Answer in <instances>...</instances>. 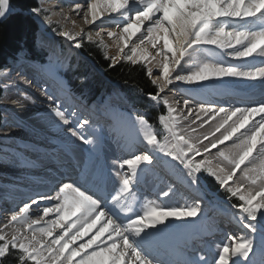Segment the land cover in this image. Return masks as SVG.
<instances>
[{"label":"snow or ice","instance_id":"6c2138e0","mask_svg":"<svg viewBox=\"0 0 264 264\" xmlns=\"http://www.w3.org/2000/svg\"><path fill=\"white\" fill-rule=\"evenodd\" d=\"M84 2L85 23L103 30L104 20L108 19L119 29L106 32L118 48L116 55L106 56L111 61L109 67L127 61L133 66L145 65L147 74L154 77L151 82L156 91L148 92L146 97L149 102L162 101L166 109V114L161 112L156 118L163 133L154 130L146 114L98 108L97 115L119 135L117 142L127 157L113 159L110 169L102 166L94 177H82V183L60 181L54 196L38 193L36 198H29L31 204L24 202L18 211L11 209L10 219L0 227V264H264V162L258 170L247 167L255 156H264V99L233 107L201 104L197 120L200 114L207 117L204 123L218 119L215 133H220L218 137L211 133L202 138L182 130L181 117L167 99H162L165 89L174 87V82L200 88L206 82L264 85V0ZM82 10V3L74 4V12ZM11 11V0H0V19ZM28 12L51 26L48 9L36 5ZM52 30L71 48L84 47L82 31H65L62 27ZM87 40L98 41L101 48H106L101 31L95 33V40L91 35ZM145 43L156 51L155 56L141 47ZM202 53L205 55L200 59ZM225 55L236 62L229 63ZM189 61L192 63L185 72ZM49 99L55 101L54 106L50 105L49 118L54 114L69 126L64 133L52 120L67 143H74L75 138L89 146V154L101 149L104 126L98 120L70 119L58 99L50 94ZM184 104L189 105V100L185 99ZM187 110L192 112L190 107ZM234 138L239 142L230 148L218 147ZM212 150H216L215 156ZM155 165L166 166L168 177L196 193L194 202L181 206L161 201L141 206L136 190ZM238 170L240 181L235 179ZM212 185L224 193L216 207L239 234L229 235L228 242L220 244L209 260L195 246L198 232L189 239L184 229L204 215L205 199L209 204L215 200ZM162 196L169 197L170 192L163 191ZM42 201L51 206H43L39 220L30 219L31 207L39 209ZM49 216L55 219L45 220ZM98 222L103 226L89 236ZM56 229L60 232L54 234ZM28 232L34 233L31 238Z\"/></svg>","mask_w":264,"mask_h":264},{"label":"bare ground","instance_id":"6f19581e","mask_svg":"<svg viewBox=\"0 0 264 264\" xmlns=\"http://www.w3.org/2000/svg\"><path fill=\"white\" fill-rule=\"evenodd\" d=\"M58 1L59 0H52V4L56 5ZM71 1L80 2L82 3V9H87L84 0ZM87 2H92V0H87ZM83 10L77 14L73 11L72 7L70 9V13L63 12L62 15H64V18H66L69 14L70 17L75 18L84 14ZM107 15L108 13H104V16ZM115 19L118 21L120 18L117 16ZM72 21L73 20H70V22ZM98 23L99 21L97 24ZM107 23H114V21L105 19L104 24ZM84 25L85 27L92 26L87 23H84ZM40 26L43 27L44 23H40ZM73 28L74 27L72 25V29ZM66 31H71V29H66ZM102 32L104 33V31ZM38 39L42 42L43 47L50 51V53L57 52V48L55 47L56 45L54 44L53 40H48L43 36H40ZM72 49L74 50V48H71L67 42V50L65 54H63L64 60H66ZM150 49H152L151 46ZM153 50L154 49H152V52ZM204 55L205 54L202 53L199 58L203 59ZM224 59L229 63L236 62L231 60L227 55L224 56ZM250 62L256 63V61H252L251 59ZM19 65L20 64L17 63L13 66H9L8 69H10V67L12 70L20 69ZM23 70L24 71L21 72L20 75L15 77V79H20V83L13 84L9 79L8 82L11 83H8L6 87L8 92L6 102L7 112H10L8 110L12 109L18 111V114L20 115H14L12 113V116H10L12 120H7L5 122L6 124H3L0 129V131L3 130V132L0 133V227H3V225L7 222L2 217V214H13V212L10 211L11 209L14 208L16 211H18L19 207H22L24 202H28L22 200V198L16 199L18 195L26 188L28 183L32 184V186H29V190L32 195L38 193L35 190L36 188H39L36 187V184H49L50 186L55 185V181L49 180L50 175L47 172L48 167L52 169L54 166L58 173H61L65 176L63 178L74 176L72 180L82 183V177L86 175H92L94 177L96 171L102 166L107 165V168L110 169L113 159L126 158L128 153L122 152L121 144H118L117 142L120 139L119 135L114 133L113 130L107 126L106 121L97 115V109L99 108L102 111L104 107H113L120 110H130L136 112L130 104L123 101V103L118 101L119 98L121 100L122 98L114 94L107 100H104L102 104L99 102V106H93L92 110L86 109L83 105V101L80 100L72 99L70 102H63L61 94H65L66 96L69 95L70 92L68 90L56 88V86L54 87L53 85V88H49L44 91L45 87L40 88L38 86L40 81L34 80L33 76L36 75V69L31 66L29 69L24 68ZM46 77L49 78L50 81H53V77H50L48 74ZM40 79L42 80L43 77ZM244 84L247 85L244 87L242 86ZM39 90H42L43 93H39ZM49 94L58 99L62 103L63 107L68 110L70 119H88L92 117L93 119L91 120L93 122L98 120L99 123L104 126V138L100 150H98L96 153L89 154V146L82 144L79 140L72 138L74 143L69 144L66 142L64 139V133L68 132L69 126L63 125L62 122L58 120V118L54 117V114H51V119L49 118L50 105H52V102L55 104L54 100L49 99ZM179 95L188 96L191 99V101H189V105L186 106L184 104L185 110L180 116V124H183V127H185V125L190 122V120L187 119L192 117L195 121V123H192L187 129L184 128L183 130L186 133L191 132L190 134L194 137L199 136L202 138L205 134L215 133V127L219 121L218 119L215 121L208 120V124H210V127L212 128H209L207 133H205L207 124L204 123V120L207 119V117H204L203 114H200L201 119L197 120V109L201 106V104L207 106L211 103L213 105L218 104L219 106L228 107L252 104L264 99V85H261L259 82L248 81H233L226 84L215 82L213 87H205V89H201L199 87L197 90H186L182 93H179ZM41 97L44 98L41 99ZM175 100L176 96L173 98L168 97L169 104L173 108L176 105L174 103ZM191 103L194 104L195 108L192 109L191 113H189L187 109ZM72 114L75 115L72 116ZM186 116L187 119H185ZM53 119L56 120L57 124L61 125V127L64 129V133L58 132L56 124L52 122ZM180 127L183 128L182 126ZM193 129H195L194 132ZM222 131L223 130H221V132ZM215 135L218 137L220 133H215ZM209 138H211V136H209ZM233 143H238V140L234 138L233 141L225 142V145L218 147L221 149L230 148ZM212 152L214 153L212 155L215 156L216 150H212ZM254 160L255 159H253V161ZM262 160L264 161V156ZM261 161L260 164L263 162ZM248 165L250 164H247V167ZM242 167L245 166L242 165ZM241 175L242 174L240 170H238L235 179L240 181L242 179L240 178ZM184 186L185 185H182V183L179 184L173 178L168 177L166 166L155 165L151 170L146 172L144 181L139 185L136 191L139 194L138 200L141 206L150 202L160 203L161 201L172 205L182 206L185 203L190 204L188 199L194 200L196 198V196H194L186 188V186ZM163 191H169L170 196L163 197ZM185 197H187V199ZM43 206L51 205L41 202V207L39 209H36L35 206H32L30 209L29 218L31 219L32 217H40V215H42ZM133 206L136 207L135 202L133 203ZM202 206L204 213L206 214L202 215L200 219L195 222V224L188 225L184 229V234L189 239H191L192 234L198 232L195 246L198 247L200 253L207 254V257L209 260H211L215 255L218 246L222 243L228 242V237L225 236L220 238L217 236V241H211L208 239L209 234L213 233V230L218 229L222 230L223 232H238V230L229 225L228 218L224 212L219 209L211 210L210 208L206 207L207 204L204 203ZM206 216H208V218H206ZM49 219H55V216H49L45 218V220ZM16 226L17 228L20 227L19 225ZM102 226L103 223L98 222L96 228L93 229V232L90 233L89 236L94 234L95 231L99 230V228ZM6 231H11V229H6ZM59 232L60 229H56L54 234ZM27 234L29 238H31L34 233L28 232ZM35 234L37 235L38 239H43L39 233ZM256 237V244L257 247H259V232L257 233ZM88 238L89 237H86L85 240ZM76 246H78V244L73 245V247ZM256 258L259 259L258 256Z\"/></svg>","mask_w":264,"mask_h":264},{"label":"trees","instance_id":"16d2710c","mask_svg":"<svg viewBox=\"0 0 264 264\" xmlns=\"http://www.w3.org/2000/svg\"><path fill=\"white\" fill-rule=\"evenodd\" d=\"M39 1L11 0L13 12L0 21V73L19 57L46 63L45 50L36 44L37 25L28 12V9L38 5ZM80 53L83 56L82 61L75 62L74 59H70L66 69L61 72L73 93L85 99L95 100L104 92L108 94L111 84H117L127 102L135 110L146 114L153 128L163 133L156 118L159 113L166 112L162 107L153 108L147 100L146 94L155 92L156 88L144 67L129 63L109 67L111 63L91 44H85ZM91 66L97 71L92 70ZM2 99L3 91L0 89V102ZM1 120L0 111V129ZM212 195L220 199L224 193L222 190L217 191L215 185H212Z\"/></svg>","mask_w":264,"mask_h":264},{"label":"rangeland","instance_id":"374dc122","mask_svg":"<svg viewBox=\"0 0 264 264\" xmlns=\"http://www.w3.org/2000/svg\"><path fill=\"white\" fill-rule=\"evenodd\" d=\"M75 3H77V1H71V0H59L58 2H57V4L56 5H53L52 4V0H40L39 2H38V5L39 6H41V7H44V8H46V9H48V12H49V14H50V17H51V26H49V24H47V23H44V26L43 27H41L40 26V23H42V21H41V19H37L36 17H34V16H32V18H33V20L35 21V23H36V25H37V34H36V43H37V45H39L40 47H42V48H44V49H46L45 47H43V44H42V42L38 39L40 36H43L44 38H46V39H48V40H53V42H54V44L56 45L55 47L57 48L56 50H57V52H54V53H50V51H48L47 49V51H46V53H47V61H48V65H46V66H44L43 67V69H45V70H49V71H53V70H57V71H62L63 69H65L66 67H67V64H68V62H69V60L71 59V58H73L74 59V61L76 62V61H82V58H83V56L81 55V53H80V49H72L71 50V52L68 54V56H67V58H66V60H64V55L63 54H65V52H66V50H67V42L64 40V38L62 39L61 37H59L55 32H53V28H63V30H65L66 31V29H71V31H73V32H83V34H84V36H85V39H84V41H83V43H84V45L85 44H91L92 46H95L96 47V49H98V50H100L102 53H103V55H104V57L106 58V56H114V55H116L117 53H118V48H117V46H116V44H115V42L114 41H112L109 37H107V34H106V32L108 31V30H112V31H116V32H118L119 31V29L115 26V22L114 23H107V24H104V26H103V30L101 29V27H96V26H90V27H85V25H84V23H85V19H84V14H82L81 16H79V17H75V18H72V17H70L69 16V14L67 15V17L66 18H64V15H62V13L63 12H68V13H70V9L74 6V4ZM52 4V5H51ZM84 12L85 11H87V9L85 10H83ZM69 16V17H68ZM55 19V20H54ZM68 19V20H67ZM70 20H73L72 22H70ZM71 24H70V23ZM83 22V23H82ZM72 25H73V27L75 28H73L72 29ZM97 31H104V33L102 32V39H103V42H104V44L106 45V48H101L100 46H99V43H98V41L97 42H94V43H89L88 42V40H87V36L88 35H91V36H93V38H94V40H95V33L97 32ZM60 38V39H59ZM136 43H139V41H136ZM59 46H60V48H59ZM131 46V45H130ZM141 47H144V48H147L148 49V51H149V53L152 55V56H155L156 54V52H155V50H153V52H152V49H150V45H148V44H144V45H142ZM62 50L61 51V54L58 52V50ZM160 59H162V58H159V57H157V60H160ZM108 60V59H107ZM21 62V63H20ZM108 62H110L111 63V61L110 60H108ZM17 63H19L20 65H19V67H21V68H30L31 67V64H29V63H26L25 61H23L22 62V57H20L18 60H16V61H14V62H11L10 63V65L11 66H13V65H15V64H17ZM119 63H128L127 61H121V62H119ZM118 63V64H119ZM191 63L192 62H188L186 65H185V72H187L188 70H189V67H190V65H191ZM130 64V63H129ZM140 66H142V67H144L145 69H146V72H147V67L145 66V65H140ZM91 69L92 70H95L92 66H91ZM95 71H97V70H95ZM12 72H14V71H12V69H11V67H10V69H7V70H5V71H1V73H0V79L1 78H3V77H7V76H9L10 74H12ZM99 74V73H98ZM148 75V74H147ZM149 76V75H148ZM149 78H150V81L154 78V77H150L149 76ZM11 80H14L15 82H12L13 84H19L20 83V79H15V75L13 74L12 75V78H11ZM152 83V82H151ZM210 82H206V84H205V86L203 87V88H201V89H205V87L207 88H210V87H213L214 86V83L215 82H211L210 84H209ZM174 87L175 88H173V86H169L168 88H167V90H165V92L162 94V99L164 98V99H167L168 100V97H171V98H173L174 96H176V100H175V110H176V114L180 117L181 116V114L183 113V111L185 110V108H184V100L185 99H188L189 101H191V99L188 97V96H184V95H179V93H182V92H184V91H186V90H191V89H193V90H197L199 87L197 86H195V85H183V84H176L175 82H174ZM234 84V83H233ZM153 85V84H152ZM247 84H244V85H242V86H246ZM154 86V85H153ZM0 87H2V84L0 83ZM155 88H156V86H155ZM177 88V89H176ZM172 89V90H171ZM65 90H68V91H70V87L69 86H67V88L65 89ZM181 90V91H180ZM3 91V99H2V101L0 102V111H1V125L3 126V124H6L5 122L7 121V120H12V118L10 117V116H12V113L14 114V115H20V114H18V111H16V110H12V109H10V110H8V111H10V112H7V109H6V102H7V95H8V92L6 91V90H2ZM167 92V93H166ZM39 93H41L40 92V90H39ZM116 95V96H120L121 98H122V100L119 98L118 99V101H120L121 103H123V102H125V103H128L127 101H126V98H125V96H123V94L122 93H120V91H119V89H118V85L117 84H111V89L109 90V93L108 94H106L105 92L101 95L102 96V98H101V101H100V104H102L103 103V101L104 100H107L110 96H112V95ZM172 94H173V97H172ZM175 94V95H174ZM171 95V96H170ZM63 96H66L65 94H63ZM44 97H46V96H44ZM44 97H41V99L42 98H44ZM73 97V96H72ZM35 98V97H34ZM47 98V97H46ZM47 101H49V100H47ZM123 101V102H122ZM52 105H54V102H52ZM150 105L153 107V108H155V109H158L159 107H162V108H164L163 107V105H162V101L160 102V103H153V102H150ZM208 105H213V104H208ZM130 106V105H129ZM217 106H219L218 104H217ZM191 109H194L195 108V106H194V104H192L191 103V105L189 106ZM184 108V109H183ZM6 109V110H5ZM165 110V112H166V109H164ZM179 110V111H178ZM136 112H139L138 110H135ZM178 111V112H177ZM139 113H141V112H139ZM180 114V115H179ZM187 117V116H186ZM19 118V117H18ZM187 120H190V122L187 124V125H185V127H183V124H180V126H182L183 128H181L182 130L184 129V128H188V126H190L192 123H193V121H194V118L192 117V118H190V119H187ZM207 125H206V128H205V133H207V130L209 129V128H212V127H210V124H208V122L206 123ZM208 126V127H207ZM156 131V130H155ZM3 132V130H1L0 131V133H2ZM157 132H159V131H157ZM159 133H161V132H159ZM189 133H191V132H189ZM163 138V136H161V139ZM239 142V141H238ZM206 143V142H205ZM212 154H214L213 152H212ZM262 158H263V156H259V155H257V156H255V160L253 161L254 163H252V164H250V165H248V167L249 168H251V167H256L257 169L260 167V161L262 160ZM252 159V158H251ZM263 161V160H262ZM261 161V162H262ZM264 162V161H263ZM251 166V167H250ZM259 166V167H258ZM242 168H244V167H242ZM241 172V171H240ZM240 178H242V175H241V177ZM195 198V197H194ZM195 200V199H194ZM194 200H190L189 199V201L190 202H194ZM221 201V198L219 199H216L215 198V200L213 201V203L212 204H209V202L207 203L206 201L204 202V204H207V206L206 207H208V208H210V209H212V210H216V209H220V208H218V207H216V205L219 203ZM204 214H206V213H204ZM206 218H208V216H206ZM17 227V226H16ZM256 236H257V234H256ZM257 238V237H256Z\"/></svg>","mask_w":264,"mask_h":264},{"label":"water","instance_id":"95a60500","mask_svg":"<svg viewBox=\"0 0 264 264\" xmlns=\"http://www.w3.org/2000/svg\"><path fill=\"white\" fill-rule=\"evenodd\" d=\"M13 12V10L11 11V13ZM2 19H0V21H1Z\"/></svg>","mask_w":264,"mask_h":264}]
</instances>
